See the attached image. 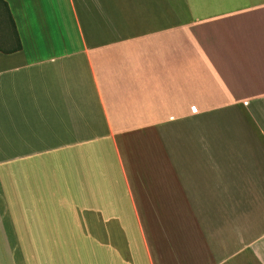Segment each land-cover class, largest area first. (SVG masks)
<instances>
[{
  "label": "crops",
  "instance_id": "crops-1",
  "mask_svg": "<svg viewBox=\"0 0 264 264\" xmlns=\"http://www.w3.org/2000/svg\"><path fill=\"white\" fill-rule=\"evenodd\" d=\"M0 264H264V0H0Z\"/></svg>",
  "mask_w": 264,
  "mask_h": 264
},
{
  "label": "trees",
  "instance_id": "trees-1",
  "mask_svg": "<svg viewBox=\"0 0 264 264\" xmlns=\"http://www.w3.org/2000/svg\"><path fill=\"white\" fill-rule=\"evenodd\" d=\"M7 13H8V12H7ZM8 17L10 18V22L13 23V22H12V19H11V17H10V15H9V13H8ZM13 28H14V26H13ZM17 47H18V48L20 47V43H19V41H18V43H17Z\"/></svg>",
  "mask_w": 264,
  "mask_h": 264
}]
</instances>
